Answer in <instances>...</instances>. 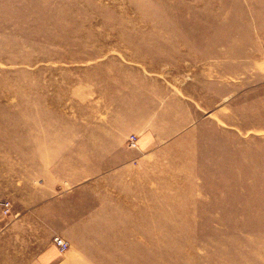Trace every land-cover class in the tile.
<instances>
[{
    "label": "rangeland",
    "instance_id": "1",
    "mask_svg": "<svg viewBox=\"0 0 264 264\" xmlns=\"http://www.w3.org/2000/svg\"><path fill=\"white\" fill-rule=\"evenodd\" d=\"M4 200L0 264H264V0H0Z\"/></svg>",
    "mask_w": 264,
    "mask_h": 264
},
{
    "label": "crops",
    "instance_id": "2",
    "mask_svg": "<svg viewBox=\"0 0 264 264\" xmlns=\"http://www.w3.org/2000/svg\"><path fill=\"white\" fill-rule=\"evenodd\" d=\"M159 145H160V139H158L156 133H154L151 130H147L141 134H138L137 146L135 148L136 152L134 153V155L132 154V152L127 154L126 158H128V159H131L133 157L136 158L138 154L145 155L146 152H148V151H154L155 149H158L157 147ZM118 160H121V158H119ZM113 176L117 177V176H119V174L116 173L115 175H113V171L111 170L110 171V177H113ZM80 190H81V185H78L72 191L75 193L76 191H80ZM72 195H73L72 193H67L66 191L61 194L63 201H64L63 208H64L65 213H67V208L70 206V202H71L70 200L72 198ZM67 202H69V205H67ZM31 213L32 212L30 210H27V212H25V215L23 214V217L27 216V215H31ZM2 217H3V215L1 214V210H0V228L3 227V225H4V223L2 221ZM74 220H75V218H74ZM81 220H83V218H81ZM58 235H60L62 237L64 236L63 237L64 239L65 238L68 239L67 235H62V234H58ZM69 241H67V242H69ZM69 243L71 244V242H69ZM58 251H60V249L57 248V246L53 245L52 243L47 242L36 252L35 257L37 258L36 260L38 263L44 264V263L57 262ZM77 251L79 252V250H77Z\"/></svg>",
    "mask_w": 264,
    "mask_h": 264
},
{
    "label": "built area",
    "instance_id": "3",
    "mask_svg": "<svg viewBox=\"0 0 264 264\" xmlns=\"http://www.w3.org/2000/svg\"><path fill=\"white\" fill-rule=\"evenodd\" d=\"M137 138H138V135L131 132L130 135L128 136L127 140H126L127 146L129 148L136 147L137 146ZM10 207H11L10 201L4 200L2 202V205H1L2 213L7 214L9 212ZM52 243H54V245L57 246V248H59L60 250H64L69 246V242H67V240H65L60 235L53 236L52 237Z\"/></svg>",
    "mask_w": 264,
    "mask_h": 264
}]
</instances>
